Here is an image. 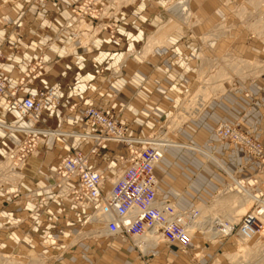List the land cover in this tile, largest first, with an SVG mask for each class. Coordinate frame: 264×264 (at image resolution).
<instances>
[{
  "label": "crops",
  "instance_id": "obj_1",
  "mask_svg": "<svg viewBox=\"0 0 264 264\" xmlns=\"http://www.w3.org/2000/svg\"><path fill=\"white\" fill-rule=\"evenodd\" d=\"M80 1L61 0L58 4L48 3L37 7L30 0H0V48L4 53V58L0 60V74L7 81L9 90L11 86L18 84L28 67L38 57H42L43 65L48 71L32 77L29 86L25 91L19 92L17 97L23 99L28 93L48 91H52L54 95V100L46 101L40 122L34 124L33 128L55 131L51 135V140H55L50 149L42 148L39 156L27 160L21 172L23 180L19 188L22 193H33V197L44 200L42 214L35 220L33 232L42 255L48 260L71 264L75 257L77 264H142V259L136 258L137 254L129 241L131 239L105 237L98 233L102 224L95 221L90 211L75 208L58 198L57 191L51 187L52 181L44 178L40 172L50 174L64 156L78 151L90 153L91 168L102 170L109 178H117L127 166V149L116 142L97 145L93 137L87 136L94 135L99 129L82 117L86 107L92 106L110 112L115 121H127V131H131L135 137L145 138L159 125L162 117L173 111L180 95L194 87L191 74L194 60L198 57L203 60L202 55L212 53L221 55L229 49L246 56L259 57L264 55V46L254 40L247 44L244 39L246 35L241 31L232 35L233 38H241L236 42L230 40V35L223 34L216 37L215 43L206 41L212 37V33L207 37L202 34L215 22L228 19L229 0H190L189 8L201 25L187 29L179 28L175 21L167 24L170 15L164 7L175 0H114L110 2V18L96 23L100 28L106 26L104 29L102 27L100 33L94 38L88 37V26L82 21L78 23L80 34L76 35L77 41L74 40V43L67 46V32L74 30L73 21L76 20L71 7ZM250 3L259 7L262 1L250 0ZM113 23L116 24L114 29L119 38L117 40L111 39L107 29L113 27ZM65 25L68 27L67 31H62ZM252 27L255 32L264 35L262 21ZM200 35L202 46L196 40ZM203 37L206 40L203 41ZM135 53L137 54L134 55ZM221 58L222 63H226L225 58L231 60L228 57ZM244 61H235L237 64H232L233 68L230 67L231 63L226 64L241 76L248 72L255 75L264 72L263 65ZM203 68L208 70L206 66ZM203 78L204 75L201 76V82ZM229 80V77H224L222 83ZM219 84L217 82V86L210 87L215 88V91L200 103L194 96L203 85L187 95V99L169 120V126L175 123L169 132L172 134L185 121L196 118L205 104L225 93L220 91ZM254 85L250 86L251 90L259 88ZM221 96L220 102L232 104L233 113L235 112L232 114L242 130L264 134V106L261 103L250 109L248 100L241 95L237 97L235 104L228 95ZM223 105L228 109V105ZM193 109L194 114L187 117ZM214 111L211 121L225 115L223 109ZM20 122L21 118L5 104V99H0V129L6 128L7 123ZM202 124L199 127L194 124L181 127L173 136L168 137L173 139L177 134V139L185 145L167 149L162 167L155 170L159 197L184 211L202 202L210 203L220 192L223 177L226 179V176L218 174H202L200 167L203 159L193 157V154L202 156V153H198L197 147L190 143L204 145L203 150L210 154L207 146L213 141V135L209 134V128L213 124L210 119L206 120L205 125ZM9 133L2 141L8 146L15 145L24 134L21 130L11 128ZM167 141L164 144L169 142ZM94 148L97 149L95 152ZM222 160L224 163L228 162L224 157ZM217 161L222 165V161ZM19 167L21 166L14 162L12 165L4 162L0 166V173L6 169L17 177L13 172ZM229 170L232 171L230 167ZM227 175L232 178L231 174ZM20 177L21 175L18 178ZM108 187L106 184L105 189ZM32 208L31 202L26 206H13V221L18 220L19 229L25 228V224L21 225L22 213ZM30 222L34 227L31 220ZM31 226L28 224V227ZM86 226L92 229L86 231ZM232 246L233 243L229 240L210 243L206 239L196 238L191 242L187 253L182 252L178 246L161 244L156 249H149L146 257L151 258L150 264H209L211 259ZM237 256L238 254L231 255V261L239 259Z\"/></svg>",
  "mask_w": 264,
  "mask_h": 264
},
{
  "label": "rangeland",
  "instance_id": "obj_2",
  "mask_svg": "<svg viewBox=\"0 0 264 264\" xmlns=\"http://www.w3.org/2000/svg\"><path fill=\"white\" fill-rule=\"evenodd\" d=\"M30 1L33 2L37 7H43L48 3L58 4L61 0H55V1L30 0ZM175 1H173L175 3L172 2L171 5H168L169 7L168 6L164 7L168 10L167 11L165 9L166 12L167 13L169 12L168 14L170 15V18L167 20V23L170 21H175L179 24V28L181 29L200 27L201 23L196 18L193 17L194 14L191 12L189 8L188 1L190 0H186V3L188 2L186 5L189 8V14H190V20L188 23L182 22L179 18L176 17V14L172 12V7L174 5L183 3V0H178V1L175 0ZM261 1H262L261 5L259 7H255L250 3V0H239L238 3L237 0H229L230 3L227 4V7L229 8L228 19L227 20L224 19L223 21L222 20L217 21L210 28H208L207 31L204 32L202 35L205 34L204 37H207L210 33H212V37L207 38V40L206 38L203 37V41L206 40L208 43L211 42L215 43L217 40L216 37L223 34V35H230V40L236 42L241 38L239 39L235 37L233 38L232 35H234V33H236L237 31H241L246 35L244 39L247 42V44H249L251 41L254 40L263 47L264 35L255 32L254 28L252 27L254 24L260 21L264 23V0ZM110 2H114V0L112 1L81 0L80 3L72 5L71 12L73 13V15H75L77 21L75 20L76 23L75 21H73L74 30L73 31L68 30L67 32L69 34L68 35L69 44L67 46L74 43V40L77 41L76 35L80 34L78 33L79 32L78 22L80 21V19H83L87 24H90L92 27V28L91 27L87 28L88 30H90L88 33L86 32L88 34L87 35L88 37L94 38L98 33L102 31L103 26L101 28L97 27L96 23L97 21L102 22L104 19H107V17H109L108 11L110 9ZM243 10L245 13L243 12ZM65 26L62 27V31L63 30L67 31L68 27L67 25ZM114 28L116 29L115 23H113V27L112 26L107 27V29H109L110 31L111 39L117 40L119 38L116 37V31ZM196 40L198 41V44L202 46L201 35L200 37L198 36ZM236 44L237 43H235L234 45ZM7 46L9 47V45ZM77 46H80V44H78ZM196 49L198 52L199 51L198 45L196 46ZM0 50L2 53V56L0 58L1 60L2 58H4V53L1 48ZM136 54L137 53H135L134 55ZM202 56L204 57V58L202 57L203 60L198 57L196 60L193 61L194 65L192 67L191 74L193 75L194 78V87L191 88L189 91H184L180 95V99L175 104L173 111L168 116L162 117L159 125L153 130H151V132L145 138L157 139V141L162 142V144L160 143L161 144L160 151L163 152L165 156L167 149L171 147L173 148L176 146L185 145L183 143H180V141L177 139L179 137L177 134L176 136H174L173 139L168 138L173 136L175 131H177L181 127L184 128L188 127L190 126V124H192L191 126L198 125V127L202 123L205 125L206 120L210 119V122L213 124V126L209 128V134L213 135V141L211 143H208L207 146L210 148L209 150L210 154L208 153V151L203 150L205 148L204 145L190 143L193 146L197 147L196 151L198 153H202V156L196 153L193 154V157H195V159H200V158L203 159L200 167V171L202 170L201 171L202 174H210V175L218 174L221 177L226 176V179L225 177H223L224 181H222V187L219 188L220 192L218 193V195L213 197L210 203L208 202L207 204H205L204 202H202L196 205L195 207L191 208L197 211V215L192 217V215L188 213L190 218L185 217V219L188 220L186 227L187 233L192 238V241L193 239L196 238H202V239H206L210 243H215L217 241H222V240H229L233 243V246L230 247L231 249L224 251V253L222 251L220 255L211 259L209 264H264V233L260 234V231L262 232L264 231L263 221L260 222L259 233L255 235L253 238L249 240H245L239 238L237 235L238 225L241 217L249 209H251V206L249 209L241 208L243 199L247 197H252V203H253L255 198L253 194L257 192H264V144H263L264 134H260V132L254 134L251 132L249 133L247 130L246 131L242 130L240 124L238 123V120L234 118L235 115L233 114H235V112L233 113L232 104H227V102L224 101L220 102L219 100L221 95L222 96L228 95V97H231L232 99L231 101H234L233 103L235 104V102L238 100L237 97L241 95L248 100L249 102L248 108L250 109H252L251 107H253V105L255 106L258 103H261L264 106V102H263L264 72L259 75H255L252 72H248L246 73V75L241 76L236 74L234 71H232L226 64L228 62V64L232 63L233 65H235L237 64V62L235 61L245 60L247 62L258 63L264 66V55L259 57L246 56V54L245 55L242 53L239 54L237 52H234L232 49H229L228 52H225L224 54L221 55L212 53L210 55H202ZM221 57H228L231 60L225 58L224 60L226 61V63H222ZM41 59L42 57H38L37 60L34 63H32L30 67H28L26 72L23 74L21 80L18 82V84L11 86L10 90H9V85L5 80L6 93L5 95H1L0 99H5V104L7 106H10V108H12L15 113H17V111L15 110L13 101L14 99H16L17 101L20 100V98L17 97V94L19 92L25 91V89L29 86L30 83L29 81L31 80L32 76L44 74L46 73V71H48L45 65H43L42 70H35L36 73L31 72L33 67H36L35 65L38 63V60ZM232 64L230 67L233 68ZM209 65L213 66L211 70H210L211 67H209ZM205 66L208 67L209 69L208 71L206 70V68L204 70L203 67ZM197 69L198 71L196 72ZM216 71L217 73L221 72L222 74H224V77H229L230 79L228 82H225V87H226L225 93L220 94L215 98L211 99L201 109L199 115L196 118H190L189 120L185 121L183 124L181 123L182 125H180V127L172 131L173 134L172 135L169 131L173 128V126H175V123L172 126H169L170 118L177 112V109H179V107L182 105L184 100L187 98V95L192 94L198 87L202 85H206L204 84L205 82L208 84V87L217 86L215 85L217 82L214 81L216 76L218 75ZM117 72H119V70ZM203 75H204L203 78L204 80H202L203 82H201V76ZM252 85L258 86L259 88H257V90L254 89L251 90L250 86ZM41 93L44 92H38L37 94L28 93L26 97L29 96L37 97ZM46 101L44 103H46ZM223 104L228 105V109L225 108ZM222 109L225 115L220 117L218 116L214 121L213 120L211 121V118L215 112L214 110L221 111ZM96 110L107 115L111 119L116 120L110 112L99 109ZM83 114L82 117L84 118ZM193 114L194 112L191 111L187 114V117H190ZM17 115L21 118L20 123L18 124L7 123L5 126L6 128L0 129V145H1L0 166L2 163L7 162L8 160L14 162V160L10 156L13 153H15L17 150H19V148L24 144L27 145V142L30 139L29 138L30 134H27L24 129L33 128L34 125L33 122H31L28 119V117L20 116L18 113ZM40 118L35 124H38L40 122ZM22 119H25V121H23ZM85 120L87 121V119ZM116 123L119 126H122L128 135H131L134 138H139V137H135L131 133V131H127V127H128L127 121H122V122L116 121ZM219 125H228L236 133L246 137L249 140V142L252 143L253 146H255V148L244 147L242 144L237 142L236 139L233 138L222 139L218 137L216 133V129ZM10 128L12 130L15 129L16 131L21 130L24 132V134L22 135V139H20L18 142L15 143V145L12 146H8L5 142L2 143L3 138L10 132ZM54 140H51L50 138L49 143H47L46 138L44 136L39 137L37 142V147L39 149L38 153L35 155L28 156V158L23 162L22 166L13 172L14 174H16L17 177H14L11 171L10 170L8 171L6 169L0 173V264H10V263L11 264H62L61 261H51L48 260L46 257H44V255H42L43 253L37 245L36 236L33 232V229L35 228V222L38 220V217H40V215L42 214V207L44 200L41 198L37 199L33 197V195H31L33 193H22L19 188L20 182L23 180L21 172L27 160L30 159L31 157L39 156L42 152L41 151L42 148L44 150L50 149L53 145ZM166 140H168L169 142L167 141L168 143L164 144ZM182 141L184 142V140ZM189 142L187 144H189ZM223 157L226 158L228 162L224 163V161L222 160ZM241 158H243V161L241 160ZM163 160L164 157L158 163L155 170L162 167ZM217 160L222 161V165L219 164ZM215 163H217L218 165ZM229 167L231 168L232 171L229 170ZM227 173L231 174L232 178L229 177ZM40 174L44 178L48 179L47 176L49 174H45L43 172H40ZM20 175L21 177L18 178ZM11 177L14 178L11 179ZM109 180L110 182H112L114 178L110 177ZM106 184L107 186H109V182ZM14 190H18L17 193L18 195L15 194L16 191L14 192ZM236 201L237 203L239 202L240 204L237 205ZM28 202L33 203V208L30 211L28 210L26 211L29 212L28 214H26V212H24L25 214L22 213L21 217L23 218L22 219L23 223H21V225L25 224L24 226L25 228L19 229L18 226L20 224H17L18 220L13 221L11 210L13 206H17V207H19L20 205L26 206ZM191 209H187L185 211ZM177 212L179 213L180 216H188L187 213H184V210L177 209ZM94 217H96V215ZM98 218L99 217L97 216L94 219L100 223V220ZM30 220L34 224V227L31 226ZM221 222H225L224 225H226V223L229 222L231 226L227 228L226 231L223 232L221 228H219L220 226L219 224H221ZM28 224L32 228L28 227ZM15 225L17 226L16 228ZM91 229L92 228H89L87 226L85 228L86 231H89ZM94 233H97V231H95ZM98 233L104 234L103 229L98 231ZM133 240L135 244L139 246V249L142 250L143 253H146V255L148 254L147 252L149 251V249H156L159 245L165 244V243L159 244V237L156 234L143 236L142 238L139 239L132 238L131 240H129L132 246H133L132 243ZM189 249L182 250V252L187 253ZM134 251L137 254L136 258L138 257L139 260L142 259L139 251L135 248ZM235 254H238L237 257H239V259H236L234 260V262H232L230 256ZM146 259L148 260L147 263L150 264L151 258L146 257ZM70 263L77 264V259L74 257Z\"/></svg>",
  "mask_w": 264,
  "mask_h": 264
},
{
  "label": "built area",
  "instance_id": "obj_3",
  "mask_svg": "<svg viewBox=\"0 0 264 264\" xmlns=\"http://www.w3.org/2000/svg\"><path fill=\"white\" fill-rule=\"evenodd\" d=\"M1 56L0 50V58ZM35 66L31 72L42 70V59ZM5 93L6 81L0 74V96ZM53 99V92L48 91L37 97L29 96L19 101L14 99L13 105L20 116L28 117L35 124L43 112L44 102ZM83 116L99 129L94 135H87L93 137L97 145L116 142L127 149V166L110 182L102 170L89 166L90 153L73 151L64 156L47 176L52 181L51 187L57 191L58 198L75 208L88 210L91 215L98 216L104 232L102 235L105 237L132 239L153 231L159 237V244L175 245L181 250L188 249L192 238L187 233L188 220L185 217L190 218L189 214L194 217L197 211H184L189 213L188 216H180L173 203L159 197L158 180L155 176L156 166L162 159L159 142L151 138L139 139L128 135L115 120L91 106L85 108ZM24 130L30 134V139L27 145L24 144L15 152L21 165L28 156L38 153L39 137L44 136L49 143L52 133H55L48 129ZM216 133L222 139L233 138L244 147L255 148L246 137L236 133L228 125H219ZM96 150L93 149L94 152ZM108 182L109 187L105 189ZM15 191L17 194L18 190ZM253 195L255 198L251 209L241 217L237 230L238 237L245 240L259 233L260 217L264 216V192ZM132 243L141 255L142 264H148L146 253L139 249L134 240Z\"/></svg>",
  "mask_w": 264,
  "mask_h": 264
},
{
  "label": "bare ground",
  "instance_id": "obj_4",
  "mask_svg": "<svg viewBox=\"0 0 264 264\" xmlns=\"http://www.w3.org/2000/svg\"><path fill=\"white\" fill-rule=\"evenodd\" d=\"M189 2V1H188ZM187 2V3H188ZM186 3V0H183V3H181V4H178V5H174L173 7H172V12H174L175 14H176V16H178V18L182 21V22H184V23H188L189 22V20H190V14H189V8H188V6L186 5L187 4ZM254 4V3H253ZM171 10V9H170ZM84 22L85 24H86V26H88V27H91V25L90 24H87L83 19H80V21L78 22V23H80V22ZM171 23V22H170ZM168 24V23H167ZM174 24V23H173ZM174 26H176V25H174ZM174 26H173V28H174ZM260 26H261V24H260ZM92 28V27H91ZM164 29V28H163ZM172 29V28H171ZM79 30V32L78 33H80V29H78ZM93 30V29H92ZM167 30V29H166ZM176 30V29H175ZM90 30H88L87 31V33L89 32ZM159 35V34H158ZM157 41V40H156ZM245 62V61H244ZM218 64V63H217ZM232 64V63H231ZM241 64V63H240ZM214 65V64H213ZM212 66V65H211ZM219 66V65H218ZM234 66V65H233ZM212 68V67H211ZM218 68V67H217ZM215 69V68H214ZM209 70V69H208ZM207 70V71H208ZM211 70V69H210ZM218 70V69H217ZM210 72V71H209ZM216 73H217V71H216ZM215 73V74H216ZM218 75L216 76V78H215V80L214 81H216V82H220V84H219V88H220V91L221 92H224L225 91V81L222 83V81H223V79H224V74H222L221 72H219V73H217ZM206 75V74H205ZM215 77V76H214ZM213 79V78H212ZM207 80V79H206ZM215 82V83H216ZM204 84H206V85H203V87H202V89L194 96V99L195 100H198L199 101V103L200 102H202V101H204V100H206V99H208L209 98V96L215 91V88H210V87H208V84L205 82ZM212 84V83H211ZM193 98V97H192ZM187 99V98H186ZM207 101H209V100H207ZM196 104H198V103H196ZM191 111H193V112H195V109H193V110H191ZM182 113V112H181ZM173 122V121H172ZM152 140V139H151ZM154 141H157V139H154ZM159 142V146H161V144H162V142H160V141H157V143ZM161 143V144H160ZM162 153V159H163V157H164V153L163 152H161ZM13 160H14V163L16 164V165H19V166H22L21 164H20V162L17 160L18 159V157H17V154L16 153H14V154H12L11 156H10ZM17 158V159H16ZM161 159V160H162ZM160 160V161H161ZM12 161L11 160H9L8 162H6V164H8V165H12ZM230 192H232V191H230ZM239 194V193H238ZM236 195H237V192H236ZM239 196V195H238ZM239 198V197H238ZM237 198V199H238ZM242 198V197H241ZM236 203H237V201H236ZM251 203H252V197H247V198H245V199H243V201H242V205H241V208H246V209H249L250 208V206H251ZM240 203L238 202L237 203V205H239ZM240 209V208H239ZM263 221V225H264V216H261L260 217V222H262ZM224 223L225 222H221V224H219L220 226H219V228H221V230L224 232V231H226V229L227 228H229L231 225H230V223L229 222H227L226 223V225H224ZM222 226V227H221ZM264 227V226H263ZM262 233H264V231L262 232V231H260V234H262ZM150 234H155L153 231L152 232H149V233H147L146 235H144V236H147V235H150ZM143 237V236H142ZM142 237H140V238H142ZM137 239H139V237L137 238ZM155 247H157V246H155ZM241 256V255H240ZM237 258H239V257H237ZM11 264V263H10Z\"/></svg>",
  "mask_w": 264,
  "mask_h": 264
}]
</instances>
